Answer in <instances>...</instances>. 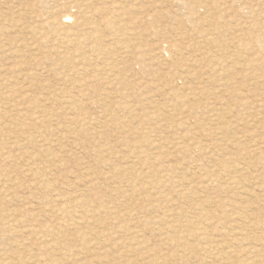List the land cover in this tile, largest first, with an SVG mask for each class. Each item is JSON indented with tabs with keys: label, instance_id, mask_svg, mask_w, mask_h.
Here are the masks:
<instances>
[{
	"label": "rangeland",
	"instance_id": "1",
	"mask_svg": "<svg viewBox=\"0 0 264 264\" xmlns=\"http://www.w3.org/2000/svg\"><path fill=\"white\" fill-rule=\"evenodd\" d=\"M263 27L264 0H0V264H264Z\"/></svg>",
	"mask_w": 264,
	"mask_h": 264
},
{
	"label": "bare ground",
	"instance_id": "2",
	"mask_svg": "<svg viewBox=\"0 0 264 264\" xmlns=\"http://www.w3.org/2000/svg\"><path fill=\"white\" fill-rule=\"evenodd\" d=\"M57 1V0H56ZM59 1V0H58ZM61 1V0H60ZM85 2V1H84ZM93 2V1H92ZM209 2V1H208ZM79 3V2H78ZM83 3V2H82ZM74 5H77V3H73ZM71 5V4H70ZM83 5V4H82ZM81 4H80V6H82ZM77 6H79V5H77ZM76 6V7H77ZM94 6V5H93ZM199 6V5H198ZM223 6V5H222ZM83 7V6H82ZM88 7V6H87ZM77 9V8H76ZM85 9V8H84ZM87 10H90L91 8H86ZM122 9V8H121ZM221 9V8H220ZM78 10V9H77ZM80 10H82V11H84L82 8L80 9ZM95 10V9H94ZM116 10V9H115ZM50 11V10H49ZM79 11V10H78ZM77 11V12H78ZM54 12V11H53ZM52 11H51V13H53ZM80 12V11H79ZM85 12H87V11H85ZM89 12V11H88ZM70 13V12H69ZM81 14V13H80ZM83 14V13H82ZM85 14V13H84ZM49 15V14H48ZM78 15V14H77ZM220 15V14H219ZM52 16V15H51ZM85 16H87L86 14H85ZM89 16V15H88ZM66 18H68L69 16H65ZM81 17H82V15H81ZM216 17V16H215ZM52 18V17H51ZM86 18V17H85ZM88 19V18H87ZM65 21H68V20H66V19H64ZM76 21H77V19H76ZM192 21V20H191ZM48 22V24H49V26H51L52 28L53 27H60L61 25H62V21L61 20H55V19H51V20H49V21H47ZM81 22V21H80ZM87 22V21H86ZM86 22L84 23V24H86ZM213 22V21H212ZM68 23V22H67ZM81 23H83V22H81ZM81 23H78V24H81ZM90 23V22H89ZM92 23V22H91ZM41 24V23H40ZM65 24V23H64ZM76 24V23H75ZM75 24H73L74 26H77V25H75ZM87 24H88V22H87ZM111 23L108 21V20H105L104 21V26H105V28H107L109 25H110ZM182 24V23H181ZM214 23H212V25H213ZM220 24V23H219ZM218 24V25H219ZM43 25V24H42ZM175 25V24H174ZM193 25V24H192ZM215 25V24H214ZM217 25V24H216ZM39 26V25H38ZM81 26V25H80ZM86 26V25H85ZM90 26H91V24H90ZM111 26V25H110ZM50 27V28H51ZM62 27V26H61ZM89 27V26H88ZM94 28H95V25L93 26ZM97 27V29H95V30H91L90 28H89V30H87V32L85 31H83V32H79V30L75 33V32H72V31H68V30H66V31H64L63 32V40H64V42L65 43H67L68 45H70V46H74L75 48H77V49H80V47H83V46H86V45H89L91 42H94V43H96V42H100V41H102V40H104L103 39V37H101L100 36V34L98 33L99 32V25L98 26H96ZM225 27V26H224ZM49 28V27H48ZM71 28V27H70ZM93 28V29H94ZM214 28V27H213ZM217 28V27H216ZM215 28V29H216ZM242 28V27H241ZM240 28V29H241ZM264 28V27H263ZM51 30V29H50ZM72 30V29H71ZM74 30H76V29H74ZM130 30V29H129ZM192 30V29H191ZM234 30V29H233ZM37 31V30H36ZM57 31V30H56ZM189 31V30H188ZM235 31V30H234ZM256 31V30H255ZM156 32V31H155ZM262 33V32H261ZM256 34V33H255ZM261 35V34H260ZM264 35V34H263ZM262 36V35H261ZM50 37V36H49ZM82 39H81V38ZM199 37V36H198ZM264 37V36H263ZM209 38V37H208ZM260 38V37H259ZM242 40V39H241ZM247 40V39H246ZM259 41V40H258ZM245 43V42H244ZM67 45V46H68ZM246 45V44H245ZM100 46V45H99ZM248 46V45H247ZM253 46H254V44H253ZM86 48H88V47H86ZM91 48V47H90ZM94 48V47H93ZM82 49V48H81ZM245 49V48H244ZM81 51V50H80ZM251 51V50H250ZM85 52V51H84ZM72 53V52H71ZM70 53V54H71ZM213 56V55H212ZM18 58V57H17ZM21 59V58H20ZM260 63V62H259ZM106 69V68H105ZM5 72V71H4ZM33 77V76H32ZM12 84V83H11ZM24 94V93H23ZM13 98V97H12ZM64 98V97H63ZM34 99V98H33ZM35 99H37V98H35ZM71 99V98H70ZM32 102V101H31ZM18 103V102H17ZM35 103H37V102H35ZM76 103V102H75ZM69 104V103H68ZM79 108V107H78ZM41 109V108H40ZM76 110V109H75ZM31 113V112H30ZM34 114V113H33ZM36 114V113H35ZM75 118V117H74ZM26 119V118H25ZM77 120H79V119H77ZM39 121V120H38ZM75 121V120H74ZM66 127V126H65ZM226 127V126H225ZM60 129H62V128H60ZM31 136V135H30ZM62 138V137H61ZM34 141V140H33ZM147 147V146H146ZM240 149V148H239ZM43 151V150H42ZM158 151H159V149H158ZM157 152V151H156ZM147 153V152H146ZM147 155V154H146ZM243 155V154H242ZM7 157V156H6ZM240 158V157H239ZM256 159V158H255ZM247 161V160H246ZM234 163V162H233ZM236 163V162H235ZM225 164V163H224ZM231 164V163H230ZM240 166V165H239ZM238 166V167H239ZM244 166V165H243ZM250 167V166H249ZM237 168V167H236ZM245 168V167H244ZM116 170V169H115ZM154 172V171H153ZM247 172V171H246ZM240 178H242V177H240ZM243 179V178H242ZM238 181V180H237ZM244 183V182H243ZM85 184V183H84ZM256 184V183H255ZM232 185H233V183H232ZM240 186H242V185H240ZM237 188V184H236V186H234V188ZM244 187V186H243ZM192 188V187H191ZM257 188V187H256ZM72 189V188H71ZM238 189V188H237ZM236 189V190H237ZM239 190V189H238ZM242 190V189H241ZM75 191V190H74ZM78 192V191H77ZM7 193V192H6ZM247 193V192H246ZM252 193V192H251ZM5 194V193H4ZM58 194H59V192H58ZM90 195L92 194V192L91 193H89ZM239 194V193H238ZM62 195V194H61ZM84 195V194H83ZM247 195V194H246ZM86 196V195H85ZM57 197H58V195H57ZM60 197V199L61 198H63V196H59ZM58 197V198H59ZM79 197V196H78ZM94 197V196H93ZM241 197V196H240ZM254 197V196H253ZM83 198V197H82ZM188 198V197H187ZM84 199V198H83ZM62 200V199H61ZM84 200H87L86 199V197H85V199ZM90 200V199H89ZM234 200V199H233ZM64 201V200H63ZM91 201V200H90ZM231 201V200H230ZM241 201V200H240ZM243 201V200H242ZM246 201V200H245ZM66 204H69L67 207H61V208H68V207H73V206H79V204H83L82 202H81V198L79 197V199H76L75 197H73L72 195H71V197H68V195L66 196ZM84 202V201H83ZM94 202V201H93ZM196 202V201H195ZM198 202H199V200H198ZM86 203V202H85ZM237 203V202H236ZM89 204H90V202H89ZM194 205V208H197L198 210V213H199V215H198V218H199V216H200V218H203V219H205V220H209V219H213V217H212V212H209L208 210H207V208H206V203H203V202H201V203H194L193 204ZM238 205V204H237ZM239 205H242V203L241 204H239ZM238 205V207H240ZM63 206H65V205H63ZM84 206V205H83ZM56 207V206H55ZM54 207V208H55ZM225 207V206H224ZM76 208V207H75ZM86 208V207H85ZM58 209V208H57ZM60 209V208H59ZM58 209V210H59ZM61 210V209H60ZM59 210V211H60ZM84 210V209H83ZM240 210H241V207H240ZM48 212V211H47ZM61 212V211H60ZM81 212H82V210H81ZM88 212H90L89 210H88ZM87 212V213H88ZM215 212V211H214ZM12 213V212H11ZM197 213V214H198ZM81 214V213H80ZM85 214V213H84ZM92 214H94V213H92ZM188 214V213H187ZM221 214V213H220ZM242 214V213H241ZM243 214H244V212H243ZM55 215V214H54ZM88 215V214H87ZM86 215V216H87ZM4 216V215H3ZM8 216V215H7ZM23 216V215H22ZM92 216V215H91ZM90 216V217H91ZM222 216H223V214H222ZM238 216V215H237ZM242 216V215H241ZM240 216V217H241ZM247 216V215H246ZM16 217V216H15ZM20 217V216H19ZM94 217V216H93ZM225 217V216H224ZM226 217H228V216H226ZM245 217V216H244ZM4 218V217H3ZM9 219H10V217H8ZM79 218H82L81 216L79 217ZM243 218V217H242ZM241 218V219H242ZM248 218V217H247ZM22 219V218H21ZM217 219V218H216ZM229 219V218H228ZM244 219V218H243ZM7 220V219H6ZM5 220V221H6ZM90 220V219H89ZM226 220V219H225ZM80 221V220H79ZM198 221V220H197ZM201 221V220H200ZM220 221V220H219ZM243 221H245V219L243 220ZM246 221H247V219H246ZM83 222V221H82ZM77 223V225H80V224H82L83 225V223ZM229 222V221H228ZM16 223V222H15ZM74 223H76V222H74ZM91 223V222H90ZM195 223H197V222H195ZM195 223L193 224V225H195ZM249 223V222H248ZM198 224V223H197ZM214 224V223H213ZM81 225V226H82ZM199 225V224H198ZM217 225V224H216ZM80 226V227H81ZM197 226V225H196ZM196 226H193V227H195V228H197ZM247 226H249V225H247ZM47 227V226H46ZM75 227H77V226H75ZM79 227V226H78ZM77 227V228H78ZM92 227V226H91ZM245 227V226H244ZM14 228V227H13ZM21 228V227H20ZM53 228V227H52ZM195 228H194V230H195ZM200 228V227H199ZM207 228V227H206ZM223 228V227H222ZM231 228V227H230ZM6 229H8V228H6ZM208 229V228H207ZM237 229V228H236ZM174 230V229H173ZM193 230V229H192ZM197 230H199L198 228H197ZM196 230V231H197ZM202 230V229H201ZM200 230V231H201ZM233 230H235V228H233ZM204 230H202V232H203ZM245 231V230H244ZM243 231V232H244ZM14 232V231H13ZM220 232V231H219ZM242 232V233H243ZM195 233V232H194ZM17 234V233H16ZM29 234V233H28ZM87 234V233H86ZM202 234V233H201ZM204 234V236H203V239L205 240V242L206 243H208V240H209V236H208V234L207 233H203ZM211 234V233H210ZM240 234V233H239ZM9 235V234H8ZM219 235V234H218ZM23 236V235H22ZM171 237V236H170ZM212 238V237H211ZM11 239V238H10ZM244 239V238H243ZM264 239H261L260 241V243H262V241H263ZM245 241V240H244ZM258 242H259V240H257ZM181 242V241H180ZM2 243V242H1ZM4 243V242H3ZM209 243H210V240H209ZM216 242H214L213 244H215ZM219 243V242H218ZM260 243H259V245H260ZM264 243V242H263ZM212 244V243H211ZM240 244V243H239ZM216 245V244H215ZM235 245V244H234ZM258 245V244H257ZM262 245V244H261ZM204 247H205V245H203ZM207 246V245H206ZM216 246H218V245H216ZM221 246H223V242H222V244L219 246V247H221ZM254 246H256V245H254ZM208 247V246H207ZM210 247V246H209ZM219 247H217L216 249H220ZM243 247H244V245H243ZM252 247V246H251ZM261 246H259V248H260ZM263 247V246H262ZM246 248V247H245ZM244 248V249H245ZM255 248H257V247H255ZM255 248H254V250H255ZM258 248V249H259ZM212 249V248H211ZM224 249V248H223ZM243 249V248H242ZM257 249V250H258ZM261 249V248H260ZM24 250V249H23ZM26 250V249H25ZM214 250V249H213ZM247 250V249H246ZM246 250H242L241 252L243 253H246ZM262 250H263V248H262ZM261 250V251H262ZM217 251V250H216ZM215 251V252H216ZM209 252V251H208ZM218 252V251H217ZM220 252V251H219ZM226 252V251H225ZM253 252V251H252ZM26 253V252H25ZM261 253H263V252H261ZM215 254V253H214ZM223 254H224V252H223ZM225 254H228V253H225ZM207 255H209V254H207ZM247 255V254H246ZM246 255H244V258L246 259V261L248 260L245 256ZM214 256V255H213ZM225 256V255H224ZM227 256V255H226ZM248 257V256H247ZM225 258V257H224ZM244 258H242V259H244ZM154 261V260H153ZM159 261V260H158ZM163 261V260H162ZM156 262V261H155ZM244 263V262H243ZM250 263V262H249ZM252 263V262H251ZM261 264V263H260Z\"/></svg>",
	"mask_w": 264,
	"mask_h": 264
}]
</instances>
